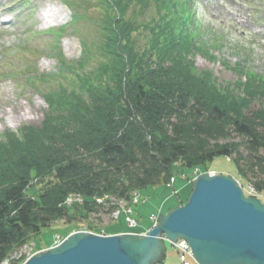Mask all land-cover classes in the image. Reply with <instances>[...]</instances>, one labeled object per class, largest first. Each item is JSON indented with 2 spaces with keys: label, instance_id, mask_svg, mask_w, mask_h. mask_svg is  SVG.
<instances>
[{
  "label": "trees",
  "instance_id": "obj_1",
  "mask_svg": "<svg viewBox=\"0 0 264 264\" xmlns=\"http://www.w3.org/2000/svg\"><path fill=\"white\" fill-rule=\"evenodd\" d=\"M99 6L98 64L78 72L86 53L66 65L76 70L74 87L59 83L42 94L41 123L0 133V264L53 221L100 213L96 195L129 198L169 185L174 166L209 170L208 162L225 155L236 164L234 177L264 195V105L249 108L264 100V76L242 65L233 68L234 82L220 83L212 70L197 69L192 55L206 43L195 42L200 23L189 0ZM201 53L214 59L208 49ZM72 193L83 202L65 205Z\"/></svg>",
  "mask_w": 264,
  "mask_h": 264
},
{
  "label": "rangeland",
  "instance_id": "obj_2",
  "mask_svg": "<svg viewBox=\"0 0 264 264\" xmlns=\"http://www.w3.org/2000/svg\"><path fill=\"white\" fill-rule=\"evenodd\" d=\"M53 3H58L64 9V17L42 23L38 10L45 4ZM189 8L195 22L200 23L195 42L197 45L206 43L205 47L201 46L204 49L199 51L208 49L214 55V59H210L195 51L192 57L197 69L212 70L220 83L234 82L239 75L233 68L239 69L242 65L264 76V0H189ZM149 14L150 10H147L144 14L146 19ZM102 15L99 0H0V133L4 130L16 131L25 124L41 123L47 109L42 94L59 83L68 88L74 87L76 70L68 69L66 65L75 63L86 53L89 57L82 68H76L78 72H87L98 64L101 59L98 45L102 40L99 24ZM52 29L60 31V34ZM142 36L143 33L138 35L139 38ZM60 53L65 58L64 65L60 64ZM32 72L43 74L46 79L40 81L34 76L35 82H30ZM262 105L264 100L253 101L249 108L257 110ZM17 106L21 109L31 107L32 112L26 115L30 118H15ZM233 138L237 139L234 135L228 139ZM208 166L216 173L238 175L234 160L225 155L216 156L208 162ZM192 170L174 166L175 181L171 184L149 185L132 192L129 198L116 196V201L123 199L127 204L131 202L132 194L137 193L139 201L137 198V203L131 202L128 206L138 222V230L148 229L153 225L149 220L151 214L156 215L169 206L173 208L186 201L190 187L192 189ZM236 179L239 181V178ZM239 183L246 196L257 197L264 203V195L254 190L252 192L246 180ZM95 197L98 195L93 200ZM97 207L100 213L91 212L84 220L53 221L25 244L33 245V251L47 249L55 241V235L65 237L69 229L72 228V232L80 231L84 225L109 232L127 230L124 216L112 220L107 217V212L105 214L102 208ZM165 248V257L156 264H197L191 250L187 262L182 263L179 260L180 252L171 246L170 241H166ZM12 264H18V261L12 259Z\"/></svg>",
  "mask_w": 264,
  "mask_h": 264
},
{
  "label": "water",
  "instance_id": "obj_3",
  "mask_svg": "<svg viewBox=\"0 0 264 264\" xmlns=\"http://www.w3.org/2000/svg\"><path fill=\"white\" fill-rule=\"evenodd\" d=\"M183 204L157 214L144 235L76 231L22 264H156L164 238L186 241L197 264H264V203L230 174L205 171Z\"/></svg>",
  "mask_w": 264,
  "mask_h": 264
},
{
  "label": "built area",
  "instance_id": "obj_4",
  "mask_svg": "<svg viewBox=\"0 0 264 264\" xmlns=\"http://www.w3.org/2000/svg\"><path fill=\"white\" fill-rule=\"evenodd\" d=\"M200 171L199 168H194L192 171L193 175H196ZM211 174L213 172H210ZM253 192V188H252ZM134 195L133 198L130 197L131 202L137 203L139 201V197L137 193L132 194ZM138 198V201H137ZM133 199V200H132ZM95 203L97 206L100 208L104 209V211L108 210L107 212V217L115 220L117 216L119 217L120 215L124 216L125 223L127 227L130 230H134L135 228L138 227V222L137 220L133 217L131 207L128 206V202L126 204V201L123 199H120L119 201H116V197L110 194H104L103 196H98L94 198ZM83 202V197L79 193H72L66 196L64 199L63 203L67 206H72L73 204H81ZM149 220L155 225L158 220L156 215H150ZM79 229V227L77 228ZM80 231H86V232H93L98 235H107L104 229H99L97 231H91L89 227H86V225L82 226ZM137 235H144V232L142 233H135ZM61 241V236L55 235V241L53 244H58ZM171 246L180 254H179V260L182 263L186 262L187 256L190 255V249L187 246L185 240L179 239L177 242H170ZM33 252V245L25 244L21 248H19V252L17 254L11 253L8 257H6L1 264H12V259H15L17 261L24 259L26 260Z\"/></svg>",
  "mask_w": 264,
  "mask_h": 264
},
{
  "label": "bare ground",
  "instance_id": "obj_5",
  "mask_svg": "<svg viewBox=\"0 0 264 264\" xmlns=\"http://www.w3.org/2000/svg\"><path fill=\"white\" fill-rule=\"evenodd\" d=\"M64 9L58 4H45L38 10V17L42 23H50L52 21H58L64 17ZM67 45V44H66ZM70 46V44H68ZM16 115L15 118L18 119H29L30 117L26 116L32 112L31 107H27V109H21L19 106L15 108ZM13 118V117H10ZM123 216V215H120ZM115 220H118V216Z\"/></svg>",
  "mask_w": 264,
  "mask_h": 264
}]
</instances>
